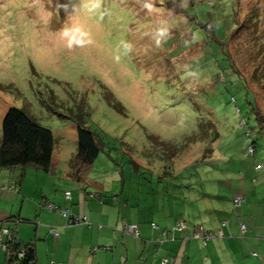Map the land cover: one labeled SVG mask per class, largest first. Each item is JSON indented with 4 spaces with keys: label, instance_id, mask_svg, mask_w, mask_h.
I'll return each instance as SVG.
<instances>
[{
    "label": "rangeland",
    "instance_id": "374dc122",
    "mask_svg": "<svg viewBox=\"0 0 264 264\" xmlns=\"http://www.w3.org/2000/svg\"><path fill=\"white\" fill-rule=\"evenodd\" d=\"M150 1L0 0V135L6 110L21 108L51 131L53 161L70 168L76 127L84 125L100 146L95 169L108 158L118 169L124 158L135 177L154 172L155 189L152 160L202 159L217 148L210 122L228 132L221 148L225 138L236 148L244 142L241 118L256 134L254 94L222 50L231 33L230 57L255 91L250 73L264 65V0ZM257 94L262 100L264 89ZM193 133L200 140L188 141ZM263 143L257 134V152ZM191 167L187 173H202Z\"/></svg>",
    "mask_w": 264,
    "mask_h": 264
},
{
    "label": "crops",
    "instance_id": "0c3cea01",
    "mask_svg": "<svg viewBox=\"0 0 264 264\" xmlns=\"http://www.w3.org/2000/svg\"><path fill=\"white\" fill-rule=\"evenodd\" d=\"M225 137L230 138L227 131ZM227 138L223 148L220 140L219 150L207 148L202 159L176 154L169 163L152 160L159 166L155 189L149 188L155 173L135 177L127 173L124 158L118 169H112L109 158L95 169L97 155L80 180L52 155L47 171L32 165L0 167V227L33 246L34 264H160L162 258L169 259L167 264H264V143L251 156L245 138L237 148ZM260 161L256 171L253 166ZM130 162L137 170L143 167ZM194 162L202 173H187ZM236 195L244 200L235 207ZM61 209L84 215L88 223H67ZM180 218L186 227L171 232ZM122 222L136 223L139 236L121 232ZM239 223L245 224L244 235ZM199 227L221 229L223 236L201 243L190 237ZM161 230L170 232L168 239L158 241ZM5 262L0 250V264Z\"/></svg>",
    "mask_w": 264,
    "mask_h": 264
},
{
    "label": "trees",
    "instance_id": "16d2710c",
    "mask_svg": "<svg viewBox=\"0 0 264 264\" xmlns=\"http://www.w3.org/2000/svg\"><path fill=\"white\" fill-rule=\"evenodd\" d=\"M147 2L150 3L151 1L147 0ZM257 16H258V11L255 9L253 14H251V17L257 19L258 18ZM195 17L196 15H192V18L189 17L188 19L194 21L196 20ZM208 24L209 25L207 26H209L211 29L212 25H210V22ZM236 26H238V24ZM230 35H229V39H230ZM227 43L223 45L224 48L222 50V53L226 54L229 60H231L230 64L233 70L236 71L242 77H244L246 87L249 88L254 94V104H252V111L255 114V119L258 126L257 133L255 134V132L252 131V128L250 127L247 119L244 118L245 119L244 120L243 118H241L238 122V127H240L241 128L240 130L243 131L244 138L246 141L245 149L248 143V136H252L253 140L251 141V143L254 145L255 150L253 153H246V154L253 156L257 150V134H259V136H261V138L264 139V110H263L264 105L262 103L264 101V98L258 101L255 95L257 94L256 91L259 94V91L261 92L264 89V82L261 81L262 79L261 76H263L261 69H263L264 65H262L260 68L258 67L259 71L256 70L257 67H254L251 70L250 77L253 78V84L255 85L256 88V90L254 91L253 88L249 86V84H247L248 80L246 75H244L241 69L232 61L229 51L227 49ZM218 79L219 80L223 79L222 72L218 73ZM230 100L232 102H235L233 96L230 97ZM236 110L238 111L239 109L236 108ZM209 127H211L210 128L211 131L215 133L214 138L216 137L220 140L221 136H223L222 134L224 133L218 132L216 130V127L212 124V122H210ZM196 134L193 133V139L188 141L200 140L199 138H197ZM76 135H77V148L72 159H70V168L72 170L73 176H75L78 180H80L86 175V173L92 167L93 162L99 153L100 146L97 142L95 133L92 130H90L88 127H85L84 125H80V124L77 125ZM215 139L214 141H216ZM52 149H53V135L48 128L39 125L30 115H28L21 108L10 106L6 110L1 123L0 167H13V166L25 167L27 165H32L47 171L51 167ZM47 202L48 201H44L43 205L45 206ZM240 224L241 223H239V226ZM3 228L8 229V235L3 236L4 242L6 244V250L0 249L4 251L6 257L5 264H34L35 253L33 246L29 243H22L20 240H18L15 236L14 231L11 228L1 226L0 233ZM245 231H246V227H245ZM245 231L241 232L240 230L241 235H244ZM209 233L214 234L213 237L217 236L215 235L216 232H209ZM192 234L190 235V237H192ZM186 238L187 236L184 237L183 240ZM205 241L204 242L200 241V242L205 243ZM19 248L23 249V255L21 257L16 255V251Z\"/></svg>",
    "mask_w": 264,
    "mask_h": 264
},
{
    "label": "built area",
    "instance_id": "2783aa9c",
    "mask_svg": "<svg viewBox=\"0 0 264 264\" xmlns=\"http://www.w3.org/2000/svg\"><path fill=\"white\" fill-rule=\"evenodd\" d=\"M252 136H248V143H247V146H246V149H245V152L246 153H253L254 150H255V147L254 145L251 143L252 141ZM262 166V163L261 162H257L255 165H254V169L258 170L260 169ZM64 196L65 197H69V191H65L64 192ZM243 200V197L241 195H236L234 196L233 198V206H238L239 203ZM45 206L48 208V209H56L55 205L50 203V202H47L45 204ZM61 214L63 216H65L67 218V223H75V222H85V223H88V221L86 220V217L84 215H75V214H72L69 212L68 209H61L60 210ZM152 227H157L156 224H152ZM186 227V220L184 218H180L178 219L172 226L171 228V232L173 231H178V230H183L184 228ZM240 230L241 232H244L245 231V226L243 223L240 224ZM121 232H123L124 234H128V235H131L133 237H138L139 236V231H138V226L136 223L134 222H122L121 224ZM53 234L56 235V232L53 231ZM169 234L170 232L167 231V230H161L160 232V239L159 241H163V240H166L168 239L169 237ZM4 235H8V229L7 228H3L1 230V233H0V249L2 250H6V244L4 242V239H3V236ZM217 236H222L223 235V232L222 230H218L216 232ZM214 234L212 233H209V232H205L201 227H199L196 231H194V233L192 234V237L195 238V239H199L201 242H204L205 240L213 237ZM16 255L21 257L23 255V249L22 248H19L17 251H16ZM169 261V259L167 258H162L160 260V264H167Z\"/></svg>",
    "mask_w": 264,
    "mask_h": 264
}]
</instances>
